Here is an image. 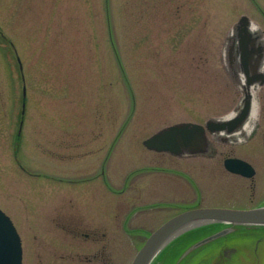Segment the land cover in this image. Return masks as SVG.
Masks as SVG:
<instances>
[{
  "label": "rangeland",
  "instance_id": "rangeland-1",
  "mask_svg": "<svg viewBox=\"0 0 264 264\" xmlns=\"http://www.w3.org/2000/svg\"><path fill=\"white\" fill-rule=\"evenodd\" d=\"M255 3L264 13V0H0V209L18 231L21 264H40L41 224L58 216H76L84 232L109 224L105 258L84 262L105 241L80 239L73 264H129L181 210L264 205V85L253 93L251 134L210 136L213 156L142 144L241 103L223 40L242 14L264 26ZM226 156L248 160L255 175L228 172ZM196 253L185 264H221L218 252L192 261ZM242 257L264 264V238Z\"/></svg>",
  "mask_w": 264,
  "mask_h": 264
},
{
  "label": "water",
  "instance_id": "water-1",
  "mask_svg": "<svg viewBox=\"0 0 264 264\" xmlns=\"http://www.w3.org/2000/svg\"><path fill=\"white\" fill-rule=\"evenodd\" d=\"M251 22L247 16L242 15L232 28L230 36L226 38L228 48L226 54L232 73L233 58L239 55L241 70L245 78L242 106L230 118H209L205 125L193 122H178L165 126L142 141L150 150L168 152L176 156L206 153L208 139L205 128L209 133L220 134V139L227 140L237 132L246 120L251 108L252 96L248 88L257 83H264V74L256 72L253 68L255 41L257 34L251 32ZM23 95L25 88L23 87ZM226 135V136H223ZM224 166L231 172L244 176H251L253 170L245 161L237 158H228ZM224 223L228 226L200 239L188 247L179 257L180 261L186 254L201 245L224 236L234 230L236 225L263 224L264 206L248 209H234L226 207H196L177 213L153 230L133 257L131 264H150L163 244L172 237L188 230L192 226ZM0 264H21L20 239L11 220L0 210Z\"/></svg>",
  "mask_w": 264,
  "mask_h": 264
},
{
  "label": "flooded vegetation",
  "instance_id": "flooded-vegetation-1",
  "mask_svg": "<svg viewBox=\"0 0 264 264\" xmlns=\"http://www.w3.org/2000/svg\"><path fill=\"white\" fill-rule=\"evenodd\" d=\"M255 5L264 17V13H262L260 7L256 3ZM261 28H263L262 31L264 34V26ZM263 46V43L257 42L253 47L256 51V55L253 58L252 63L254 64L253 68L255 70L257 69V71H261L260 66L264 62ZM209 153H211V150L208 152V154ZM76 218V216H58L55 218L48 219V221L42 222V231H44V237L46 240L45 242L40 243L42 251L40 250L38 256H43L42 259L40 258V264H55V262L57 261H60L64 264H73L74 261H76V257H78V253L76 252V246L77 241L80 239L89 240L92 243L102 242L103 239L105 241V244H102L101 247L99 246L97 248L98 250L92 254L91 258L83 257L84 262L94 261L92 260V258H105L106 252L104 253V251H106L105 247H107V238L105 230L107 229V226L109 224H107L105 220L101 219L102 221L100 222L99 227L94 226L84 232L85 229L82 227V222H80V220ZM123 219L124 220L121 223L122 225H124L127 221L126 218ZM112 226H116L115 221ZM137 232H139V230L134 229V234L137 235ZM22 253H24V251Z\"/></svg>",
  "mask_w": 264,
  "mask_h": 264
},
{
  "label": "trees",
  "instance_id": "trees-1",
  "mask_svg": "<svg viewBox=\"0 0 264 264\" xmlns=\"http://www.w3.org/2000/svg\"><path fill=\"white\" fill-rule=\"evenodd\" d=\"M224 226L225 224L214 223L182 233L177 238H175L171 242V244L168 245L162 252L159 253L152 264H176L178 257L191 244ZM260 237L264 238V227L237 226L235 230L232 233L228 234L226 237L220 238L215 242L209 244L210 249L204 251L205 253L200 251V249L203 247L201 246L191 252L186 258H184L177 264H185L187 258L193 257L192 255H194V253L196 252L197 253L195 254V257L192 259V261H195L196 259L211 251L215 253L218 252L222 255L220 256L221 264H234L233 260L235 258L240 259V264H246V262H243L242 258L244 257H242V255H244L246 251H249L254 242ZM209 246H207L205 249L209 248ZM224 248H235V250L233 251V253L231 252L229 255H225L223 254ZM189 260H191V258ZM208 263L209 262L206 261L203 264Z\"/></svg>",
  "mask_w": 264,
  "mask_h": 264
},
{
  "label": "bare ground",
  "instance_id": "bare-ground-1",
  "mask_svg": "<svg viewBox=\"0 0 264 264\" xmlns=\"http://www.w3.org/2000/svg\"><path fill=\"white\" fill-rule=\"evenodd\" d=\"M252 30L253 31H255V32H257V27L255 26V25H253L252 26ZM263 64H264V62H263ZM240 87L241 88H244V80L243 79H241V83H240ZM249 89V88H248ZM251 90H252V92L251 93H254V91L255 90H253L252 88H250ZM253 106H252V116H251V118H250V123L248 124V126L246 127V130H245V134H247V133H249L250 132V130H251V128H252V126H253V124H254V122L256 121L255 119H256V111H255V108H256V102L254 103V104H252ZM262 206H264V205H262ZM262 206H259V207H262ZM257 208V207H256ZM205 225H208V224H204V225H198V226H192V227H190V228H188V231L189 230H192V229H195V228H199V227H202V226H205ZM236 226H242V227H247V226H251V227H264V225L263 224H256V225H249V224H242V225H236ZM182 233H180V234H178L177 236H175V237H172V238H169L164 244H163V247L161 248V249H159L160 251H159V253L160 252H162L168 245H170L171 244V242L175 239V238H177L179 235H181ZM141 247V246H140ZM159 253L157 252L156 253V255L154 256V258H153V260L151 261L152 263L155 261V259L157 258V256L159 255ZM220 256H222L220 253H219V257ZM152 263H150V264H152ZM129 264H131V262L129 263Z\"/></svg>",
  "mask_w": 264,
  "mask_h": 264
}]
</instances>
